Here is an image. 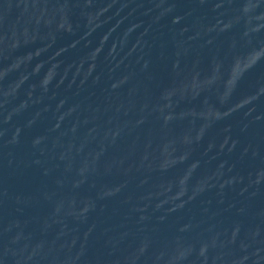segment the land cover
<instances>
[{
    "label": "water",
    "instance_id": "95a60500",
    "mask_svg": "<svg viewBox=\"0 0 264 264\" xmlns=\"http://www.w3.org/2000/svg\"><path fill=\"white\" fill-rule=\"evenodd\" d=\"M0 264H264V0H0Z\"/></svg>",
    "mask_w": 264,
    "mask_h": 264
}]
</instances>
